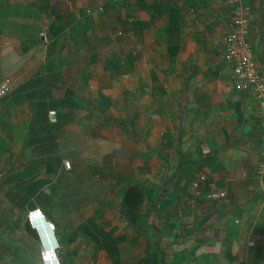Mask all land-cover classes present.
I'll return each instance as SVG.
<instances>
[{
  "label": "crops",
  "instance_id": "1",
  "mask_svg": "<svg viewBox=\"0 0 264 264\" xmlns=\"http://www.w3.org/2000/svg\"><path fill=\"white\" fill-rule=\"evenodd\" d=\"M232 1L0 0V264H41L35 208L62 264H264V118L224 56ZM241 2L264 70V0Z\"/></svg>",
  "mask_w": 264,
  "mask_h": 264
},
{
  "label": "built area",
  "instance_id": "2",
  "mask_svg": "<svg viewBox=\"0 0 264 264\" xmlns=\"http://www.w3.org/2000/svg\"><path fill=\"white\" fill-rule=\"evenodd\" d=\"M118 2L119 0H113ZM232 2L239 3L238 8L235 10L234 17L231 23V30L224 37V56L225 59L232 65L233 79L237 89L239 90H253L254 96L256 97L259 106L263 112L264 118V70H261L256 63L254 56V49L252 44L248 41L249 34V18L245 15V12L249 9L248 5L242 3L241 0H233ZM42 36H45V33H42ZM13 86V81L11 78H5L0 81V99L10 93ZM56 110H51L49 112L50 118L52 121L56 120ZM262 164L257 169V173L261 175L264 172V143L262 145ZM66 167L70 168V163L66 162ZM200 179L205 180L206 176L202 175ZM197 181L194 183V186H197ZM222 195L226 196L227 192H221ZM213 193L208 196H212ZM37 209V208H35ZM35 209L29 210L26 219L29 226L36 232L39 247H40V262L43 264L41 258V252L43 251L41 237L39 233L48 231L47 224L41 223L39 219L30 220L29 213ZM40 209V208H39ZM42 210V209H41ZM43 211V210H42ZM44 213V212H43ZM46 221H51V219L44 213ZM52 222V221H51ZM53 223V222H52ZM33 224H36L38 227L34 228ZM54 224V223H53ZM55 236L61 245L59 237L56 232L55 227ZM61 247L56 249L57 257L61 260Z\"/></svg>",
  "mask_w": 264,
  "mask_h": 264
},
{
  "label": "clouds",
  "instance_id": "3",
  "mask_svg": "<svg viewBox=\"0 0 264 264\" xmlns=\"http://www.w3.org/2000/svg\"><path fill=\"white\" fill-rule=\"evenodd\" d=\"M29 218L30 220L39 219L41 223L47 224L48 231L39 233L43 248V251L41 252L43 264H60V260L56 254V249L60 248L61 245L55 236V224L51 221H46L43 211L39 208L31 211L29 213ZM33 227L37 228L38 226L33 224Z\"/></svg>",
  "mask_w": 264,
  "mask_h": 264
},
{
  "label": "trees",
  "instance_id": "4",
  "mask_svg": "<svg viewBox=\"0 0 264 264\" xmlns=\"http://www.w3.org/2000/svg\"><path fill=\"white\" fill-rule=\"evenodd\" d=\"M168 201H170V200L166 199L164 202H162V203H161V204H162L161 207H162V208L165 207V205L167 204ZM155 262L158 264V261H157L156 259H155Z\"/></svg>",
  "mask_w": 264,
  "mask_h": 264
}]
</instances>
